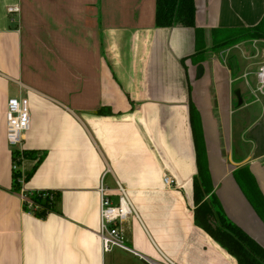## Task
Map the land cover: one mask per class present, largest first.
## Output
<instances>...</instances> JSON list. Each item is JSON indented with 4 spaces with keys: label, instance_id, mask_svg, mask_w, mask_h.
I'll list each match as a JSON object with an SVG mask.
<instances>
[{
    "label": "crops",
    "instance_id": "obj_1",
    "mask_svg": "<svg viewBox=\"0 0 264 264\" xmlns=\"http://www.w3.org/2000/svg\"><path fill=\"white\" fill-rule=\"evenodd\" d=\"M195 4L198 36L157 27L156 0H0V264H237L196 223L192 116L211 194L264 246V218L236 178L247 166L264 196V39L214 48L218 31L260 25L264 0ZM20 96L32 154L21 172L42 160L17 191L6 110ZM120 183L136 214L122 223L128 248L104 252L99 188L118 204ZM22 190L54 192L55 211L37 217Z\"/></svg>",
    "mask_w": 264,
    "mask_h": 264
},
{
    "label": "trees",
    "instance_id": "obj_2",
    "mask_svg": "<svg viewBox=\"0 0 264 264\" xmlns=\"http://www.w3.org/2000/svg\"><path fill=\"white\" fill-rule=\"evenodd\" d=\"M156 5L155 22L157 27L165 28L183 25L195 28L197 36L202 34L201 29L197 27L195 0H156ZM238 33H244V36H251V39H264V21L254 28L218 31L214 37V48L223 49L237 43L240 38H237L234 34ZM107 112L110 113V110L99 111V113ZM191 120L193 122L194 137L196 138L199 170L198 175L193 180L194 216L197 225L205 229L227 252L237 258V264H264V246L238 224L228 219L220 202L211 194L213 186L210 184L209 169L203 153L204 142L197 121L193 119V116ZM24 154L26 158L32 156L28 151H25ZM17 155H19L18 152ZM41 160L40 158L33 170L25 176V181L30 179ZM21 175V170L13 173L14 187L17 191H20L22 187L19 182ZM236 178L249 200L253 202L257 212L264 218V196L250 168L247 166L240 168L236 172ZM32 198L40 207L39 210L34 211L37 217L45 218L50 212L55 211V200L50 201L49 197H43V192H35Z\"/></svg>",
    "mask_w": 264,
    "mask_h": 264
},
{
    "label": "built area",
    "instance_id": "obj_3",
    "mask_svg": "<svg viewBox=\"0 0 264 264\" xmlns=\"http://www.w3.org/2000/svg\"><path fill=\"white\" fill-rule=\"evenodd\" d=\"M19 7L13 6L8 9L9 12H19ZM257 73L258 86L256 88V97L264 96V63L259 66ZM7 120V139L10 146L14 149V161L13 171L20 170V165L26 158L22 148L25 135L29 131L31 126V111L30 102L27 97H12L8 101L6 110ZM17 152L19 155H17ZM174 178L172 175H166L164 183L166 186L174 184ZM19 182L23 184L25 182V175L22 173L19 178ZM22 189V188H21ZM108 188L102 185L99 188L101 206V229L100 237L102 248L104 252L112 250L114 247L128 248L126 245V239L124 238V220L130 215L136 214L134 204L129 197L127 189L120 183L118 190L120 192L118 204H114L107 195ZM21 191V190H20ZM43 192V197H49L50 201L55 200V194L50 191H37ZM35 192H26L22 190L21 197L24 205L30 211H37L40 207L33 200L32 196Z\"/></svg>",
    "mask_w": 264,
    "mask_h": 264
},
{
    "label": "rangeland",
    "instance_id": "obj_4",
    "mask_svg": "<svg viewBox=\"0 0 264 264\" xmlns=\"http://www.w3.org/2000/svg\"><path fill=\"white\" fill-rule=\"evenodd\" d=\"M242 34V35H241ZM245 34L244 33H238V34H234V36H237V38H240V40L238 42H243V41H246L248 39H251V36H244ZM237 42V43H238ZM234 45V44H233ZM264 43L261 44V46H263ZM232 46V45H231ZM230 46V47H231ZM230 47H227V48H223V49H228ZM263 50V49H262ZM234 53V51H232ZM263 53L258 55V57L256 58L258 62H262L264 60V51H262ZM235 55H237V53H235ZM260 66V65H259Z\"/></svg>",
    "mask_w": 264,
    "mask_h": 264
},
{
    "label": "water",
    "instance_id": "obj_5",
    "mask_svg": "<svg viewBox=\"0 0 264 264\" xmlns=\"http://www.w3.org/2000/svg\"><path fill=\"white\" fill-rule=\"evenodd\" d=\"M201 68H202V66H200V70H201ZM237 94H238V96H240V92L239 91H237Z\"/></svg>",
    "mask_w": 264,
    "mask_h": 264
}]
</instances>
